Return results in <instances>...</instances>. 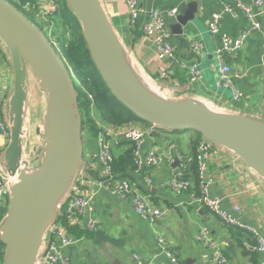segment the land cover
<instances>
[{"label": "crops", "instance_id": "1", "mask_svg": "<svg viewBox=\"0 0 264 264\" xmlns=\"http://www.w3.org/2000/svg\"><path fill=\"white\" fill-rule=\"evenodd\" d=\"M100 1L125 45L132 66L143 82L159 96L177 101L196 99L216 112L264 122V0H261L260 6L255 5L256 0H241L261 25L258 31L250 29L244 13L235 7L233 0H138L144 10L156 8L165 12L177 8L180 15L187 13L193 16V19L183 24H178L177 18L165 20L170 41L177 47L174 60L164 64L173 70L174 75L165 79L157 75L159 62L156 61L151 42L143 34L147 16L141 15L133 28L124 0ZM226 7L234 10V17L225 12ZM214 13L220 14L219 29L230 39H237L243 31L248 32L241 49L225 55L226 63L232 70L233 83L242 93L240 101H234L229 90L217 87L215 51L220 41L218 36L209 31L211 15ZM172 27L178 28L174 30ZM194 44L201 45V49L196 51ZM181 63H197L202 74L201 80L190 83L188 71L180 67ZM12 80L9 54L0 45V105L4 112L11 96ZM28 106L29 100L24 118L27 139L31 132L26 122ZM38 137L39 147L35 156L39 155L43 145V138ZM200 141L191 131L173 133L159 130L147 136L142 146L143 152L154 150L167 155L174 149L182 155L177 166L164 161L158 168L147 169L143 173L135 170L127 174L128 179L148 196L153 206L166 212L164 219L154 223L143 220L129 201H122L103 189L98 190L92 197L98 229L78 237L81 238L79 242L66 249L64 256L73 264H175L164 250L178 260L177 264H186V261L187 264H214L211 252L199 240V233L204 229L222 247L228 264L259 262L262 256L255 252L254 239L248 232L226 227L219 218L193 200L191 195H198L197 181L194 183L190 178L191 189L182 195H177L164 185L179 173L182 166L190 167L188 162L196 155L195 150ZM7 145L6 140L0 139V161ZM85 147L82 165L86 168L88 162L91 172L100 177L95 141H84ZM129 148L132 151V143L119 142L113 144L112 153L120 154ZM212 150L208 163V175L212 179L210 194L224 197L232 190H243L244 193L247 190L234 199L225 198L221 208L242 224L264 226V181L229 151L214 145ZM93 191L92 186L83 187L87 195ZM234 204L243 205L242 214L233 211Z\"/></svg>", "mask_w": 264, "mask_h": 264}, {"label": "water", "instance_id": "2", "mask_svg": "<svg viewBox=\"0 0 264 264\" xmlns=\"http://www.w3.org/2000/svg\"><path fill=\"white\" fill-rule=\"evenodd\" d=\"M66 2L78 20L99 76L120 105L141 122L156 124L162 130L197 133L202 140L239 158L264 181V122L216 112L196 99L177 101L159 96L132 66L101 1ZM176 18L183 24L193 16L183 13ZM0 45L9 54L13 72L5 112L9 142L1 162L5 173L14 179L0 227L2 264H37L47 229L55 222L82 165L83 118L72 76L57 49L6 0H0ZM30 80L43 92L45 110L43 150L38 164L27 168L24 118ZM177 165L178 159L173 166Z\"/></svg>", "mask_w": 264, "mask_h": 264}, {"label": "built area", "instance_id": "3", "mask_svg": "<svg viewBox=\"0 0 264 264\" xmlns=\"http://www.w3.org/2000/svg\"><path fill=\"white\" fill-rule=\"evenodd\" d=\"M10 1V0H8ZM11 5L16 7L21 13H29L36 22L46 24L52 39L48 41L53 47H56L54 42L53 27L49 22V17L54 15L59 9V3L56 0H11ZM15 1V2H13ZM127 5V13L131 20V27H134L141 15H146L147 19L144 24L143 34L151 42L154 50L156 61L159 62L157 75L160 79L173 77V70L164 65L168 60L173 61L177 53V47L170 41V32L166 27L165 20L167 18H176L179 14L177 8H172L165 12H161L156 8L144 10L138 3V0H124ZM159 2L160 0H153ZM235 7L240 9L251 30H260L261 25L257 22L256 16L242 3L241 0H233ZM13 4H16L13 5ZM261 0H256L255 5L260 6ZM225 12L234 17V10L231 7H226ZM220 14H212L209 23V31L211 34L218 36L220 46L215 51V58L218 65L217 87L229 90L234 101L242 99V93L236 88L231 77V67L226 63L225 55L238 52L246 37L247 31H243L240 37L235 40L230 39L227 34L222 33L218 26ZM35 26V25H34ZM36 27V26H35ZM38 28V27H37ZM39 29V28H38ZM193 48L197 51L201 49V45L194 44ZM180 67L188 71L189 82L195 83L202 78V74L197 63L186 65L181 63ZM93 110V109H92ZM95 125L98 129L97 136L91 137L88 131H83L84 141L94 140L98 148V160L100 166V177H96L88 167L81 165L74 185L64 199L61 210L58 213L55 222L47 229L42 247L40 249L37 264H73L67 257L64 256V251L76 245L81 238L75 237L69 232L71 227L83 229L85 232L92 233L98 229V222L94 216V208L92 207V197L98 190H105L116 198L122 201H129L135 213L143 220L149 222H157L164 219L166 212L153 206L148 196L139 190L137 184L129 179L115 178L111 174V163L113 162L112 147L113 144L119 142L132 143V158L133 165L137 173H143L147 169L158 168L164 161L174 163L176 159L182 160L180 152L171 149L167 155H161L154 150L147 152L142 151L143 143L147 136L153 134L160 129L156 124L131 123L122 126H112L104 123L100 118H94ZM0 139L9 142V129L5 123V114L0 105ZM197 163V190L198 195H191L193 200L220 219V221L233 230H243L248 232L255 241V252L262 256V261L259 264H264V226L251 227L240 223L231 215L225 213L221 204L225 198L234 199L239 194H245L242 191H230L224 197H215L210 194V186L212 179L208 175V163L212 157V144L204 140L197 144L196 150ZM26 158V159H25ZM24 159L27 160V168L35 166V155L30 156L24 154ZM88 161V160H87ZM185 167L182 166L179 173L165 182V186L172 189L177 195L188 193L191 189V181L185 179ZM14 184V179L8 176L0 161V210L9 206V192ZM84 186L94 187V191L87 195L83 192ZM233 211L242 214L244 211L243 205L234 204ZM199 240L211 252L214 264H227V257L220 245L214 242L208 235L206 230H201ZM162 243L163 241L160 240ZM172 263L177 264L178 260L168 252L162 250Z\"/></svg>", "mask_w": 264, "mask_h": 264}, {"label": "trees", "instance_id": "4", "mask_svg": "<svg viewBox=\"0 0 264 264\" xmlns=\"http://www.w3.org/2000/svg\"><path fill=\"white\" fill-rule=\"evenodd\" d=\"M13 5L16 6V4ZM23 15L29 21L32 19L31 15L28 16L26 13H23ZM49 22L52 24L54 37L59 35L58 39H56L57 45L55 48L69 70L78 94L79 108L83 118V131H88L91 137L97 136L98 129L95 125V117L112 126H122L138 122L146 124L138 120L110 95L90 58L78 20L68 10L67 2L66 4L59 5L58 11L49 17ZM92 109L96 116L91 115ZM171 132L181 133L184 131ZM196 136L199 140H202L197 133ZM131 152V148H129L120 154L115 155L113 153L111 174L115 178L128 179L127 174L135 171ZM196 159L197 157L194 154L188 162L190 167L188 166L183 171L185 179L190 180L192 178L194 183L197 181ZM69 232L77 238L85 234L83 229L76 228L75 226L71 227ZM1 247L3 248V245L0 242Z\"/></svg>", "mask_w": 264, "mask_h": 264}, {"label": "rangeland", "instance_id": "5", "mask_svg": "<svg viewBox=\"0 0 264 264\" xmlns=\"http://www.w3.org/2000/svg\"><path fill=\"white\" fill-rule=\"evenodd\" d=\"M7 2H12L11 0ZM26 1V0H23ZM57 3H59V5L61 4H66V0H56ZM15 2V1H13ZM12 4V3H11ZM28 16H30L29 13L25 12ZM30 19V18H29ZM30 21L32 22L33 25H35L36 27H38L43 34L45 35V37L49 40L52 39V35L50 34L48 28L46 27V24L43 22H36V20L34 18L30 19ZM55 34V31H54ZM59 35H56V37H54V42L57 45L56 39H58ZM33 80V79H31ZM28 81V96H29V106H28V111H27V116H26V122H27V126L29 127V129L31 130L30 135H29V139H25L24 145H25V155H31V154H36L37 153V149H38V141H37V137L39 136L40 138H43V120H42V116L45 110V97L43 95V92H41L37 85L32 82V81ZM34 81V80H33ZM32 83H34V85H32ZM34 88V89H32ZM4 112V111H3ZM5 114V112H4ZM92 116H96L94 110L91 113ZM5 123L8 127L7 124V120L5 118ZM38 133V135H37ZM194 133V132H193ZM196 134V133H195ZM38 137V139H40ZM43 141V140H42ZM42 141H40L42 143ZM43 150V145L41 148V151ZM86 151V147L84 148V152ZM39 156H35V161L34 164L37 165L38 164V159ZM26 159V158H25ZM25 162H27V160H25ZM6 210H8V207L0 210V227L2 222L5 219L6 216ZM64 211L61 210L59 211V214L62 213ZM3 254H4V249L1 247L0 248V264H2V259H3ZM262 261V260H261ZM261 261L257 262L256 264H259ZM227 264H228V260H227Z\"/></svg>", "mask_w": 264, "mask_h": 264}]
</instances>
